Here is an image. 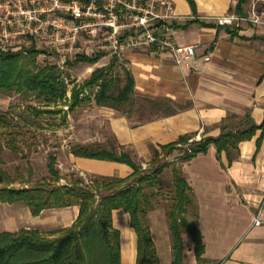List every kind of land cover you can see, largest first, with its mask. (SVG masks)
I'll return each mask as SVG.
<instances>
[{"label":"crops","instance_id":"crops-1","mask_svg":"<svg viewBox=\"0 0 264 264\" xmlns=\"http://www.w3.org/2000/svg\"><path fill=\"white\" fill-rule=\"evenodd\" d=\"M169 1L178 18L166 26L164 34L176 45L195 46V56L176 63L167 51L128 50L117 56L119 64L133 78L135 103L145 102L146 108L133 103L116 111L91 103L107 122L118 153L128 154L140 166H149L161 146L182 136L217 138L222 125L240 123L246 116L258 126L264 124V0H248L238 26L216 23V18L234 14L230 10L238 0H192V6L188 0ZM112 56L103 54L94 64L84 63L89 74L109 64ZM64 143V150L54 156L58 169L66 174L123 179L132 173L124 163L76 156L70 150L74 141L64 139ZM178 168L191 188L206 263L264 264V128L241 141L236 150L218 154L211 144L204 153L179 161ZM258 210L262 222L254 225ZM45 213L47 223L22 228L49 232L69 227L78 207L46 209L33 217ZM112 216L113 225L119 231L124 228L121 264L129 260L135 264L136 235L129 217L122 210L113 211ZM147 220L157 254L162 247L166 263L171 264L167 211L156 206ZM182 241L181 264H196L192 239L185 230Z\"/></svg>","mask_w":264,"mask_h":264},{"label":"trees","instance_id":"trees-1","mask_svg":"<svg viewBox=\"0 0 264 264\" xmlns=\"http://www.w3.org/2000/svg\"><path fill=\"white\" fill-rule=\"evenodd\" d=\"M193 5L192 0H188ZM248 0H238L230 10L239 17H245L243 6ZM0 43V92L32 94L45 106L61 104L73 111L85 101L122 111L121 105L135 103L134 81L126 68L125 83L117 86L119 80L111 71L119 61L112 56L109 64L94 69L82 84L70 88L58 73L56 65L39 66L38 51L31 48L25 54L13 52ZM103 54H76L75 61L94 64ZM87 88L94 89L92 99L84 95ZM70 95V100H68ZM62 109L57 110L60 113ZM37 113H52L43 110ZM54 113V112H53ZM6 122L0 118V126ZM264 124L256 125L246 116L240 123L224 124L217 138L190 140L180 137L176 142L161 146L156 151L149 168L142 169L123 152L116 153L99 146H77L72 153L79 157L107 160L127 164L132 173L123 179L100 177L85 183L73 177L64 185L59 184L61 175L56 168V157L48 156V177L31 187H0V202L23 203L32 216H38L46 209L78 207L74 222L66 228L49 232L21 228L15 232L0 233V264H121L120 231L113 225V211L122 210L129 217V225L136 235L135 264H160L156 246L148 225V213L156 207L154 200L159 190L158 174L165 166H152L161 156L178 153L181 162L204 153L214 145L217 153L236 150L241 141L250 139ZM173 197L167 212L171 242V264H181L183 258L182 231L192 239L196 264H207L203 258L204 244L197 227L196 210L190 199L191 188L179 168H173ZM0 173V184L3 182ZM147 189L151 191L147 192ZM155 190V192H153ZM189 208L194 209L193 218L187 217Z\"/></svg>","mask_w":264,"mask_h":264},{"label":"rangeland","instance_id":"rangeland-1","mask_svg":"<svg viewBox=\"0 0 264 264\" xmlns=\"http://www.w3.org/2000/svg\"><path fill=\"white\" fill-rule=\"evenodd\" d=\"M38 1L42 4L44 0ZM67 1L64 0V2ZM42 17L70 26L76 24L71 15L63 10L46 13ZM85 23L90 26L80 30L75 36L72 33L61 31L59 36L55 37L51 33L52 29L47 28L37 37L25 34L17 37L11 44L2 46L23 54L31 48H35L38 51L36 58L38 65H56L58 73L66 82H69L68 84H71L70 88L73 84H82L90 75L87 71V64L75 61L76 54H85L87 51L88 55L111 53L113 56H117L107 48L110 37L109 30L92 25L96 23L94 20L87 19ZM102 46L104 49L100 48ZM119 63L120 61L111 71V76L119 80L118 88L125 83V67ZM121 63L124 64L123 61ZM93 93L94 89L87 88L83 94L92 99ZM68 96V100H70V95L68 94ZM91 103L93 101H85L73 111H69L65 110L61 104L45 106L32 94L0 92V118L6 122L5 126H0V173L3 174L4 179L0 187H31L41 179L47 178L48 156L59 155L64 150L63 148L67 145L64 143V139L74 141L70 146L71 151L77 146H99L118 153L117 147L110 137L107 122L95 113ZM135 105L139 109H144L147 103L137 101ZM126 108L128 105H121V109L125 110ZM60 109L62 111L56 113ZM43 110H50L52 113H37ZM81 141L84 142V145L79 143ZM65 149L67 150V148ZM177 156L178 153L173 152L170 159L168 156H161L155 164H152L154 167L165 166L162 173L157 176L160 183L154 204L157 207H164L167 212L173 197L171 170L179 166ZM59 160L62 162V159ZM56 164L58 169V161ZM143 167L149 168L150 166L142 164V169ZM58 171L61 175L59 181L61 185L69 183L72 177L81 179L87 184L93 179H98L79 176L75 173L66 174L59 169ZM148 191L150 192L151 189H147ZM27 214L28 209L21 202L13 205L0 202V233L15 232L26 226L38 227L37 225L42 226L41 224L49 221L48 213L39 218ZM193 214L194 209L190 208L187 214L190 221ZM123 229L121 226V233L124 231ZM158 256L160 264H167L162 247ZM125 264H131L130 260Z\"/></svg>","mask_w":264,"mask_h":264},{"label":"built area","instance_id":"built-area-1","mask_svg":"<svg viewBox=\"0 0 264 264\" xmlns=\"http://www.w3.org/2000/svg\"><path fill=\"white\" fill-rule=\"evenodd\" d=\"M66 11L76 22L73 26L42 16L53 11ZM178 15L169 0H0V43L10 44L17 37L31 35L37 37L47 29L59 36L61 31L72 33L89 27L85 20H94L110 32L109 48L113 54L121 56L134 49L153 48L169 52L176 63L195 56V46L176 45L164 34V29ZM244 20L235 14L216 18L217 25L238 26ZM104 49V46L100 47ZM68 110L67 106L63 107ZM145 169V167H143ZM258 210L254 225L261 224Z\"/></svg>","mask_w":264,"mask_h":264}]
</instances>
